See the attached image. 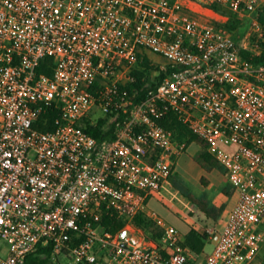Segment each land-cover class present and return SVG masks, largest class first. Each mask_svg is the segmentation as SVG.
I'll return each mask as SVG.
<instances>
[{"label": "built area", "instance_id": "2783aa9c", "mask_svg": "<svg viewBox=\"0 0 264 264\" xmlns=\"http://www.w3.org/2000/svg\"><path fill=\"white\" fill-rule=\"evenodd\" d=\"M213 5L244 18L264 0H0V264H25L40 246L54 263L196 264L175 226L157 223L151 239L101 224L108 209L143 212L173 177L186 144L163 126L170 114L208 144L238 195L203 264L258 262L264 62L242 51L262 53L250 38L264 41V26L253 19L237 41ZM144 57L158 70L141 99L129 87ZM46 59L51 75L39 71ZM100 120L111 138L87 131Z\"/></svg>", "mask_w": 264, "mask_h": 264}, {"label": "trees", "instance_id": "16d2710c", "mask_svg": "<svg viewBox=\"0 0 264 264\" xmlns=\"http://www.w3.org/2000/svg\"><path fill=\"white\" fill-rule=\"evenodd\" d=\"M213 9L218 12H224L229 14L230 21L226 27L231 32L235 31L241 24V20H239L238 16L227 12L226 10L222 9L217 5H213ZM258 20L260 24L264 26V6L258 12ZM235 39L237 41L241 40V38ZM250 42L254 47L260 48L262 53L260 55H256L254 52L251 51H242V57L255 64L263 63L264 41L262 40V38L252 37L250 38ZM50 62L51 59H46L45 63L42 65L39 71L51 75V70L47 68V64ZM138 65L142 69H137L133 72V75L137 78V83L130 86L129 90H132L133 88H138L139 90H141L139 96L142 99L144 98L146 91L149 89V87L146 86L145 82H143L142 80L143 78L149 79L151 72H153L154 69L158 70V67L151 66L150 61L147 57L142 58ZM173 72L174 71H169L168 73ZM166 74L167 73L161 72L160 76L156 78L157 81L162 80L166 76ZM152 86L154 87L156 86V84H152ZM57 115L58 114L56 113H49V111H47L46 115H43V118L47 117L52 122ZM105 122V120H100L99 127H88L87 131L98 139L111 138L113 136L112 132L114 126H111L110 130L106 132L103 129ZM162 124L167 130L172 131L174 138L179 143H184L186 144V146L192 143H197L201 147L195 159L207 173H210L213 168L216 167L220 168L222 171L224 170L222 166H220V164L209 154L207 150L208 144L197 136H195L190 131L188 125L185 124L182 120H180L178 116H176L175 114H170L162 122ZM173 178L174 177L170 179L171 182ZM201 183L203 188H206L209 183V180L206 177H203ZM174 187L178 191H180L185 197H187L193 204H195L199 208V210L205 213L207 216L215 217L216 214H220L221 210H218L214 206H211L210 203L207 201L208 194L206 192H204L200 197H197L191 192L189 186L184 181L175 183ZM129 223H132L135 227L145 232L152 230L156 239L161 238L162 236V229L155 221L149 218L144 212L134 213L133 209L130 206H125V212L123 215H119L118 212L113 209L105 210L101 221V224L106 227L109 232L114 234L123 231ZM183 241L184 244L188 246L195 255L198 256L204 253L205 246L209 241V236L206 233H199L195 230H191L189 233L184 235ZM51 252V247L43 248L40 246L34 253L27 256L25 264H61L52 262Z\"/></svg>", "mask_w": 264, "mask_h": 264}, {"label": "rangeland", "instance_id": "374dc122", "mask_svg": "<svg viewBox=\"0 0 264 264\" xmlns=\"http://www.w3.org/2000/svg\"><path fill=\"white\" fill-rule=\"evenodd\" d=\"M253 19H258V14L254 15V16H250V17H244V18L239 17V20H241V24L239 25V27L235 31L232 32L234 37L235 38H241V40H243L251 30L250 28H251V24L253 22ZM229 21H230V16H229ZM229 21H228V23H229ZM227 24H226V26H227ZM151 57L156 64H163V63L167 62L166 59H164L161 56L155 55V54H151ZM152 76H153V72H151L149 77H152ZM228 148L231 149L232 147L229 146ZM200 149H201V147L197 143H194L191 145V147L188 150L184 151L185 154L182 157V160L179 162V166H178L179 173H176L174 175V178L172 180V185L166 187L161 192V197H160L159 202L153 201L151 204V208L155 209V211H157V213L160 215V217L164 218L170 225L177 226L179 229H182V230H185L186 226L183 224L181 219H179V217L176 214H174V212L178 211L182 208V203L184 202L185 198H187V197H185L180 191H178L174 187V184L179 183L180 181H184L189 186V189L191 190V192L194 195H196L197 197H200L203 194L202 191L204 188L202 187V183H200L202 189H199V185H200L199 184V182H200L199 176H200V171H201L200 168H202L203 170H204V168L195 159L197 154L199 153L198 150H200ZM212 171H216L213 174L218 175L219 177L221 176L223 179V171L220 168H218V167L213 168ZM193 209L195 211L191 212V215L196 217L195 218V221H196L195 224L199 225V228H202L203 232H206L208 230L207 228H210V229H212L211 231L214 234H216L215 231L219 232V231H221V229H223V227L225 225V218L224 217L221 218V220L218 222L219 228H216L214 226L213 222H209L208 223L209 227H208L204 223L205 221L200 218L199 208L193 207ZM129 224L133 225L132 223H129ZM133 227H134V230H133L134 234L137 235V234H139V232H142L146 236H148L149 238L156 239L154 232L152 230L145 232L141 229H138L134 225H133ZM212 248H213V242L212 241L207 242L205 252H209ZM203 257H204V254H202L200 256V259H202ZM60 262H61V264H74L71 262V259H69L67 256H64V255H62L60 257ZM256 264H264V247L261 251V254L258 258V262Z\"/></svg>", "mask_w": 264, "mask_h": 264}, {"label": "crops", "instance_id": "0c3cea01", "mask_svg": "<svg viewBox=\"0 0 264 264\" xmlns=\"http://www.w3.org/2000/svg\"><path fill=\"white\" fill-rule=\"evenodd\" d=\"M192 144H194V143H192ZM192 144L186 146V150H188ZM184 154L185 153H183L178 158V160L176 162L174 175L176 173H179V171H178L179 162L182 160V157L184 156ZM200 170L201 171H200V176H199V178H200L199 184L201 183L203 177H206L209 180L207 187L204 188L202 192L203 193L206 192L208 194L207 195V201L210 203L211 206H214L216 209L221 210L220 214H216L215 217H209L205 213L200 211V218L205 221L204 223L206 224V226L209 227L208 223L213 222L214 226L216 228H219L218 222L223 217L225 218V225H226L229 214L237 202L238 195H237L236 191L234 190V188L229 183L228 178L226 177L224 170H223V179L221 176L219 177L218 175L213 174L216 171H211L210 173L207 174L206 171L203 170L202 168H200ZM174 175H173V177H174ZM170 185H172L171 181H169L167 184L164 185L161 192L166 187H168ZM199 189H202L201 184L199 185ZM161 192L158 193L157 195L149 197L146 200V203H145L146 206H145V209L143 210V212L158 224L170 225L164 218L160 217V215L157 213V211H155V209L151 208V204L153 201L154 202L160 201ZM193 207L197 208V206L195 204L193 205V203L189 199L185 198L184 202L182 203V208L178 211H175L174 214H176L179 217V219H181L183 224L186 226V229L182 230V229H179L177 226H175V227H177L182 232L183 236L185 234L189 233L191 230H195L199 233L208 234L209 241L213 242V248L209 252H205V250H206V246H205L204 253H203L204 257L202 259H200L201 255H198V256L196 255V257H197L196 264H203L207 255L209 253H211L212 250L214 249V247L216 245V239L222 233L225 225H224L223 229H221V231H219V232L215 231L216 234H214V236L212 238L209 235V233L212 232L211 231L212 229L207 228L208 230L206 232H203L202 228H199V225L195 224L196 223V221H195L196 217L191 215V212L195 211L193 209ZM172 226H174V225H172Z\"/></svg>", "mask_w": 264, "mask_h": 264}, {"label": "water", "instance_id": "95a60500", "mask_svg": "<svg viewBox=\"0 0 264 264\" xmlns=\"http://www.w3.org/2000/svg\"><path fill=\"white\" fill-rule=\"evenodd\" d=\"M130 233L128 232V231H124L122 234H121V237L122 238H125V237H130ZM132 239H133V241L135 242V243H137V237L136 236H132Z\"/></svg>", "mask_w": 264, "mask_h": 264}]
</instances>
